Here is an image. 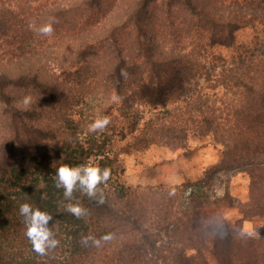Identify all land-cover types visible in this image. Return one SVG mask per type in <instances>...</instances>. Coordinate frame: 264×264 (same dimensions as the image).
<instances>
[{"label": "trees", "instance_id": "16d2710c", "mask_svg": "<svg viewBox=\"0 0 264 264\" xmlns=\"http://www.w3.org/2000/svg\"><path fill=\"white\" fill-rule=\"evenodd\" d=\"M49 18L53 34L38 35ZM243 28L264 34V0H0V264H264V237L227 221L235 204L213 174L129 185L114 148L189 150L210 138L224 172L249 174V201L236 207L264 215V46L230 61L213 52ZM98 113L111 124L89 132ZM85 160L111 177L103 204L74 193L88 210L77 219L51 175ZM22 202L53 216L60 244L47 255L24 235ZM106 233L101 247L81 243Z\"/></svg>", "mask_w": 264, "mask_h": 264}, {"label": "rangeland", "instance_id": "374dc122", "mask_svg": "<svg viewBox=\"0 0 264 264\" xmlns=\"http://www.w3.org/2000/svg\"><path fill=\"white\" fill-rule=\"evenodd\" d=\"M264 46V34H257L252 28L235 32V41L229 47L216 46L227 61L237 56L244 48ZM189 150H171L162 146H151L144 151L130 149L118 142L114 148L123 167V180L129 185L157 186L160 184L177 186L213 174V185L217 195H222L227 187L235 207L225 210L227 221L232 224L239 218L240 231L256 238L264 237V215H246L236 205L249 201L250 177L245 171H226L221 168L226 156L220 145H214L210 138L190 139Z\"/></svg>", "mask_w": 264, "mask_h": 264}, {"label": "clouds", "instance_id": "9594fccd", "mask_svg": "<svg viewBox=\"0 0 264 264\" xmlns=\"http://www.w3.org/2000/svg\"><path fill=\"white\" fill-rule=\"evenodd\" d=\"M54 18L34 26L36 33L43 37H50L53 32ZM121 76L126 75V69L121 68ZM122 97L113 93L110 97L112 103L119 104ZM31 102L30 97H26L23 101L25 106ZM111 124V117L106 114L98 113L88 125V131L104 132ZM54 186L62 189L64 210L81 219L87 215V208L74 197V193L78 190L91 200H96L98 204L105 202L103 189L100 187L106 183L111 177V169L109 167L101 168L99 164L85 160L83 163L72 165L68 163H60L55 167V173L51 175ZM42 200L47 199L46 194H41ZM19 214L23 218L25 226L24 235L30 242L32 249L38 255H47L50 251L56 249L60 241L57 239L55 232L50 227L53 220L51 213L41 210L38 206H34L28 202H22L19 205ZM114 238V234L106 233L100 237L94 235H85L81 237V243L84 246L91 244L94 247H101L103 243H107Z\"/></svg>", "mask_w": 264, "mask_h": 264}]
</instances>
